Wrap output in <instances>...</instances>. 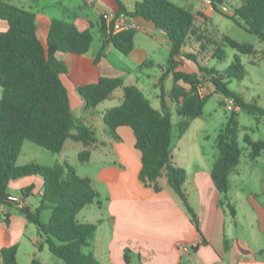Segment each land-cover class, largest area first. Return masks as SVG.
<instances>
[{
    "label": "trees",
    "instance_id": "trees-1",
    "mask_svg": "<svg viewBox=\"0 0 264 264\" xmlns=\"http://www.w3.org/2000/svg\"><path fill=\"white\" fill-rule=\"evenodd\" d=\"M212 7L220 14L217 4L222 0H210ZM116 15L125 14L136 20L151 23L163 31L169 42V59L165 71L159 77L160 110L154 108L149 99L136 85L123 86L120 77L101 76L95 83L77 87L86 107H94L109 97L118 87L123 89L120 104L107 108L102 115L110 135L118 139L119 126L131 128L135 137V148L141 153L138 178L142 185L155 192L162 190L160 178L177 194L186 208L191 222L199 231L196 213L190 206L184 188L187 172L172 160V109L175 105L178 116L177 133L181 136L190 121L202 115L203 107L210 96L202 95V74L209 76L212 93H219L233 103L226 123L215 137L217 156L212 164L211 177L220 190L219 206L228 209L234 216L235 208L229 201V175L239 163L241 148L238 144V111L264 117V107L255 101H247L241 93L229 88L232 79L240 80L246 73L239 54H250L253 47L225 36L224 41L237 53L233 61L220 72L214 67L203 66L193 52L183 49L188 39L195 37V21L203 13L192 12L171 0H140L127 9L121 0H115ZM238 5L231 15H225L246 32L264 43V0H237ZM0 19L8 24V29L0 32V205H11L7 196L9 184L17 178L38 175L43 179V191L38 205L33 211L28 207L20 209L27 219L36 226L42 237L41 247L64 264H103L91 252L84 250L90 246L97 225L79 222L76 214L86 205L100 204V193L88 177L77 174L67 161L44 165L37 162L16 164L22 143L29 140L52 152L59 153L68 139L81 142L84 149L79 151V161L90 158L97 146L98 138L94 131L74 118L68 92L60 74L67 72L66 65L55 58L57 51L75 55L85 54L92 43L89 29L80 30L73 22L63 18H53L47 35V47L40 42L34 12L0 0ZM137 29L131 28L112 33L111 24L101 17L100 32L103 35L101 49L110 43L122 54L127 55L134 47ZM202 45V43H201ZM214 57L222 60L224 51L217 48ZM183 60L191 61L196 70L180 68ZM171 74L169 90L165 79ZM168 98V99H167ZM248 145V158L255 160L264 151V138L252 139L248 133L243 135ZM25 194V190H22ZM51 210L47 222L40 220L43 209ZM1 217V213H0ZM6 220V218H5ZM228 248L227 241L224 242ZM17 245L0 249V264H18ZM126 264L129 255L124 254ZM30 264H44L32 259ZM141 264V263H139Z\"/></svg>",
    "mask_w": 264,
    "mask_h": 264
},
{
    "label": "crops",
    "instance_id": "crops-1",
    "mask_svg": "<svg viewBox=\"0 0 264 264\" xmlns=\"http://www.w3.org/2000/svg\"><path fill=\"white\" fill-rule=\"evenodd\" d=\"M6 1L34 12L37 35L44 47H47V35L53 18L71 21L80 30L89 29L93 36L89 50L83 55L61 51L54 54L55 58L67 67V72L60 74V78L67 89L72 114L74 111L77 112V116L73 114L74 118L91 128L96 137L97 130L101 132V136L97 137V146L92 150L101 157L98 161L91 160L92 156L84 162L79 161L78 156L77 160H63L73 165L78 175L88 177L92 186L103 196L99 198L100 204L93 202L97 206L96 212H87L83 207L76 214L77 221L97 225L90 246L84 251L91 252L103 264H126L125 253L129 255V264H182L183 258L188 262L190 260L191 264H264V245L257 238L258 234L264 236V189L261 192L262 198L256 197V193L252 191H248L242 198L235 195V201H230L235 208V215L229 213V224L226 226L227 212L223 209L224 206L218 204L221 193L211 177L217 150L211 154L208 161L204 151L200 152L199 158L186 163L189 167L181 165L186 168L187 179L184 188L189 204L198 218V231L182 201L167 184L166 178L164 183L160 182L162 190L159 192L145 187L140 182L138 174L141 153L135 148V137L131 128L119 126L116 129L119 138L115 139L105 126L103 112L121 103L122 87L113 90L104 100H112L113 103L109 102L102 106H99V103L94 107H86L77 91L78 86L95 83L101 76L120 77L123 86L136 85L142 92L150 83L156 87L163 72L161 69L162 67L166 69L168 60L158 65L160 74L146 73L147 78L153 76L152 82L147 81L142 74H145V71L133 75V67H130L128 60L133 55H138L136 65L144 68L154 65L151 46L156 42L165 41L169 50L170 42L166 40L164 36L166 34L149 22L133 19L139 28L134 35L132 51L127 55L123 54L124 58H119V62L124 59L121 65L112 59L117 56L115 51L118 50L110 43L105 45L103 53L97 58L103 40L100 32L101 17L105 16L107 23V19L117 13L118 6L115 0ZM121 1L131 10L134 2L140 0ZM176 4L192 12L200 10L195 7L193 0L177 1ZM208 10L213 11L211 7ZM7 29V22L0 19V32ZM183 49L185 50V47ZM183 65L184 63L180 68L184 69ZM169 104L171 107L172 103ZM72 141L70 147L81 151L82 146L79 145L82 143ZM66 147L68 141L65 142L64 149ZM172 160L179 165L174 159L173 148ZM76 161L91 167L86 168L83 174L79 173ZM33 162L53 165L57 161L51 164L35 160ZM232 174L237 175L238 168L229 175L228 191L232 186L230 180ZM22 190H25V194H22ZM42 191L43 179L38 175L14 179L8 187V193L21 196L30 211L38 205ZM30 196L38 197V202L34 206L31 205L32 208L28 202ZM0 213V249L16 244L18 263L19 251L26 245L30 249L28 253L30 261L26 264H30L34 258L44 264H60L47 256L46 246L41 247L42 237L24 213L11 205H0ZM79 213L81 218L78 220ZM225 240L227 249L224 245Z\"/></svg>",
    "mask_w": 264,
    "mask_h": 264
},
{
    "label": "rangeland",
    "instance_id": "rangeland-1",
    "mask_svg": "<svg viewBox=\"0 0 264 264\" xmlns=\"http://www.w3.org/2000/svg\"><path fill=\"white\" fill-rule=\"evenodd\" d=\"M171 1L176 3L177 1L182 0ZM193 1L195 7L200 9L195 12L203 13V15L195 21L197 25L194 24V31L200 40H197L195 37L188 39L186 45L184 46L185 50L195 53L198 57V61L203 66L214 67L216 70L222 72L233 61V56L237 53L235 49L228 46L224 41L225 36L233 38L241 43L251 44L253 50L250 54H239L246 70L245 75L240 80H230L228 86L229 88L241 93L245 100L255 101L259 106L264 107V43L259 42L254 35L246 32L243 28L239 27L231 19L225 16L232 14L233 9L238 5L237 0H222L220 4H217L218 8L225 6L228 9V12H224L225 15L215 11L211 2L208 3L206 0ZM209 7H211V10L213 11H209ZM199 21H201V23H199ZM94 34L96 37V32H94ZM166 40H168L167 36ZM151 48L153 49L152 58L155 62L154 65L145 68L143 66H139L138 64L136 65L139 58L138 55H133L128 60L130 67H133V75L145 71V74H142L145 76L146 80L150 82H152L153 76L147 78L146 73H150L151 75L158 73V65H162L169 59V50L165 45V41H162V43L156 42L155 45L152 44ZM217 48L224 51V57L222 60L214 57V52ZM115 54L117 56H114L112 59L115 63L123 65L124 59L119 62V58H124L125 56L119 51H115ZM183 63L185 70H196L195 65L191 61L183 60ZM190 68H192V70ZM164 70L165 68L162 67L161 71ZM160 73L161 72H159V74ZM171 83L172 77L171 74H168L165 79V88L167 90L170 89L169 86H171ZM201 84V94H209L210 96L203 107L202 115L192 119L188 128L181 136H178L177 133L176 123L178 116L174 112L175 105L171 104V119L174 124L172 127V148L174 159L175 161H178L179 165H177L180 167H183L181 165H187V167H189L186 163L188 161L192 162L195 160L200 152L203 151L205 158L208 161L211 154L217 150L215 147V137L220 128L226 123L229 112L233 107L231 100L224 98L219 93H212V85L209 81L208 75L202 74ZM143 93L146 97H148L154 108L160 109L158 86L155 87L153 83H150L143 89ZM109 102L113 103L112 100H106L104 102L102 101L99 106L109 104ZM168 102H170L169 99ZM76 113L77 112L74 111L73 114L77 116ZM237 120L239 124L237 140L241 148V154L239 163L236 166V168H238V174H232L230 176L232 186L231 190L228 191V196L229 201L231 202L235 201V195L242 198L248 191H252L253 193H256V197L258 196L259 198H262L263 196H261V192L262 189H264V151H262L255 160L249 159V147L243 140V135L245 133H248L254 140L264 138V117L251 115L244 111H238ZM96 135L99 138L101 136V132L97 130ZM67 141L68 147L65 149L63 148L59 153H52L29 140H25L22 143V149L16 163L25 164L35 160L51 164L55 160L57 162H61L64 159L68 161L77 160V153L79 150L76 151L75 147H70V144H73L71 139H68ZM79 146H82L81 150L84 149L82 144ZM90 156H92L91 160L94 161H98L101 158L98 153L94 151H91ZM78 162L76 161L79 173L83 174L86 168L91 167L86 164L81 165ZM191 166H193V164H191ZM183 168L186 169L185 167ZM160 182H165V176L160 178ZM102 197L103 196L101 194L99 198L101 199ZM28 202L30 207L31 205L34 206L38 202V197L30 196ZM223 209L227 212L225 219L226 226H228L230 219L229 211L225 205ZM83 210L87 212H96L97 206L92 202L91 204L86 205ZM50 214L51 210L49 208L43 209L40 214V220L42 222H47ZM77 218L78 220L81 218V213L77 215ZM30 226L33 228L32 224H30ZM257 238L259 242L264 245V236L258 234ZM29 251L30 249H28L26 245L20 249L18 254V264H26L30 261L28 255ZM45 253L49 256V258H54V260L58 261L60 264H64L60 259L54 257L47 249H45ZM182 264H191V261L189 260L188 262L185 258H183Z\"/></svg>",
    "mask_w": 264,
    "mask_h": 264
},
{
    "label": "built area",
    "instance_id": "built-area-1",
    "mask_svg": "<svg viewBox=\"0 0 264 264\" xmlns=\"http://www.w3.org/2000/svg\"><path fill=\"white\" fill-rule=\"evenodd\" d=\"M206 1L208 3L211 2L210 0H206ZM219 9L222 12H228V9L225 6H221L219 7ZM107 23L111 24L112 33H116L122 30L131 29V28H134V29L139 28V25L133 20V18L125 14H121L118 16L115 14L107 19ZM7 200L11 204V206L15 207L18 210L24 209L28 206L21 196L9 194L7 196Z\"/></svg>",
    "mask_w": 264,
    "mask_h": 264
}]
</instances>
